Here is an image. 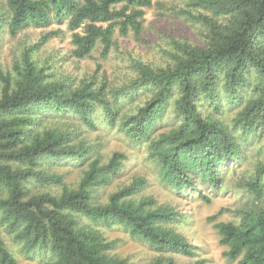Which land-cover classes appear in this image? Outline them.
<instances>
[{"label":"trees","instance_id":"obj_1","mask_svg":"<svg viewBox=\"0 0 264 264\" xmlns=\"http://www.w3.org/2000/svg\"><path fill=\"white\" fill-rule=\"evenodd\" d=\"M153 3L0 0V33L20 34L23 43L12 66H0V225L23 255L43 252L45 264H128L112 252L118 239L101 227L147 244L157 254L150 264L196 255L173 226L181 215L138 195L148 175L116 182L137 155L116 148L104 156L99 133L89 139L82 128L115 129L149 163L153 180L176 191L197 189L206 202L225 189L250 137L264 132V0H187L183 14L202 26V44L172 37L163 63L131 56L133 74L117 85L108 84L98 61L77 78L51 55L39 57L40 45L67 30L66 59L74 69L96 50L104 59L116 36L142 33ZM29 27L42 29L34 41ZM61 163L80 168L76 181L54 168ZM238 186L258 205L238 210V220H216L221 210L207 220L228 260L264 264V162ZM0 264H21L1 232Z\"/></svg>","mask_w":264,"mask_h":264},{"label":"rangeland","instance_id":"obj_2","mask_svg":"<svg viewBox=\"0 0 264 264\" xmlns=\"http://www.w3.org/2000/svg\"><path fill=\"white\" fill-rule=\"evenodd\" d=\"M186 5L187 0H154L150 7L145 8L143 31L138 37L132 33L127 36H116V45L106 58L96 59L98 56L96 50L93 57L79 60L76 69L66 59L68 58L67 51L72 47L70 33L67 30L40 45L38 54L41 56L39 57L44 62L47 55H51L52 60H57L55 65L59 70L69 71L75 74L77 78L91 73L98 61L101 63L99 71L105 72L108 84H120L129 77L127 74H133V68L129 61L131 56L146 62L163 63L166 58L164 50L171 48L170 40L172 37L202 44V26L183 14L182 9L186 8ZM54 27L57 26L54 25ZM62 27L65 29V26ZM26 31L30 33V41H34L42 29L29 27ZM20 37V34L16 37H10L6 31L0 33V66L7 68L12 66L14 57L17 56L19 48L23 45V43H19ZM49 119L53 121L54 117L50 115ZM49 123L51 122H47V124ZM84 128H82V132H85L89 139H93L97 136L96 133H99L98 135L104 142L101 145L104 156L116 148H123L129 153L137 155V162L126 164L124 172L120 174L121 176L116 182H129L133 173L148 175L151 180L138 195H151L158 204L173 207L181 215L180 221L173 226L196 246V255L194 257L177 256L180 264H193L197 260H204L203 264H237V261H230L224 256L223 252L226 248L219 242V235L213 226V219L208 221L207 217L221 210L217 214L216 220H238L239 215L236 214L238 210H250L258 205V200L251 193L240 188L238 183L243 176L253 172L256 164L264 162V132L260 136L250 137L245 145L244 157L240 166L234 173L228 171L225 189L222 192L214 195L213 189L208 190L202 184L198 185L199 191L203 188L204 193L214 195L211 202H206L201 197V193H195L197 189L187 188L176 191L153 180L152 173H149V163H145L138 149L127 145L126 137L118 134L115 129L107 130L103 123L97 130ZM54 168L58 171H66L65 181L69 182L76 181L80 173V168H71L64 163L57 164ZM113 185L107 186L101 192L103 198ZM101 228L107 237L118 239L112 252L126 258L128 264H150L157 255L147 244L130 238L120 228ZM0 232L21 264H45L46 254L37 252L25 256L20 251L18 244L13 241L10 234L1 225Z\"/></svg>","mask_w":264,"mask_h":264}]
</instances>
